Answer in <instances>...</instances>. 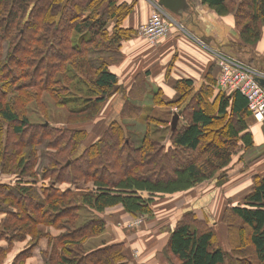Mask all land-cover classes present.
<instances>
[{"label":"trees","instance_id":"trees-1","mask_svg":"<svg viewBox=\"0 0 264 264\" xmlns=\"http://www.w3.org/2000/svg\"><path fill=\"white\" fill-rule=\"evenodd\" d=\"M201 2L221 18H234L245 47L256 46L264 36V0ZM136 4L137 0H0V174L34 178L14 187L0 184V240L8 243L6 249L0 247V262L14 243L27 241L28 248L16 258L24 264L47 238L45 264H131L123 242L86 250L87 241L105 233L112 218L105 215L108 209L119 206L132 218L148 217L157 196L185 193L213 180L231 164L236 148L254 146L247 98L239 91L220 92L212 105L213 89L205 87L192 96L190 80L177 83L175 99L167 100L161 93L153 96L156 105L179 107L188 120L184 128L171 131L169 148L149 129L140 146L132 145L122 123L113 121L106 136L69 164L67 159L85 144L88 132L30 123L29 104H36L46 117L43 95L65 107L76 84L83 91L77 92L80 108L71 111L69 124L92 122L108 101L122 93L124 119L140 116L141 108L132 101H142L143 96L120 93L123 85L117 72L124 44L136 39L135 28L124 27ZM172 16L180 23L178 16ZM75 32L86 33L89 39L74 46ZM218 127L220 137L203 147L207 133ZM38 175L52 180V185L36 189ZM79 182L85 185L75 186ZM253 182L244 205L230 210L237 219L236 225L228 223L231 256L217 244L213 229L198 231L184 220L168 230L170 238L162 252L166 261L264 264V175ZM82 207L97 217L78 226ZM235 254L241 257L237 261L232 258Z\"/></svg>","mask_w":264,"mask_h":264},{"label":"rangeland","instance_id":"rangeland-1","mask_svg":"<svg viewBox=\"0 0 264 264\" xmlns=\"http://www.w3.org/2000/svg\"><path fill=\"white\" fill-rule=\"evenodd\" d=\"M122 1L125 2V0ZM126 1L129 3L132 2V0ZM136 6L137 7L135 9V14L133 13L132 17H129L124 22V27L135 28L137 34L136 39L141 40V37L138 34L137 25L143 19V17L147 15L148 10L145 5L142 6L140 0H137ZM204 7V9L208 8L207 6ZM192 11L193 10L190 11V15L193 16L195 12ZM201 15H203V17L201 18H204V24L199 25L200 22H198L197 25L196 23L194 24L195 27H212L210 26V23L208 24L210 16L204 14L203 11H201ZM233 19V17L223 18V21L226 22L224 23L225 27H236ZM72 39L73 45L79 46L83 41H87L89 39V35L86 33L83 34L75 32ZM205 39L207 38H203L202 40L211 47L215 46L213 49L216 52L224 53V48L209 44ZM124 47L123 51H125ZM258 47L264 48V36L256 46L251 47L249 48V50L245 51V56L242 59L252 62V59L254 57V55L252 54L254 53L253 48ZM123 51L122 53L124 55ZM128 54L129 52L126 55L129 56ZM124 58L119 63L120 65H124ZM254 64L259 67L257 62H255ZM122 85L124 87L123 83ZM75 89H77V91ZM81 89L82 85L80 84H76L75 86L71 87V94L68 96L70 102L65 107H58L51 96H49L48 94H44L43 100L46 104V112L48 115L46 117L43 116V111L37 108L36 104L34 103L29 104L28 108L26 109L31 124H39L56 129L64 128L75 131L84 130L88 132L89 138L87 139L85 144L80 146L77 150V153H74L71 157H69V160L67 159L69 164L72 162V160L75 161L81 158L88 145L106 136L113 121H119L120 123H122L125 139L132 145L134 144L136 146H140L146 131H148L149 129L151 135L154 138L159 139L163 147L169 148L171 146L170 138L172 117L170 111H172V113L180 112L181 109L179 107L172 108L167 106H158L155 107L156 109H154L153 107L156 105L154 103V97H140L142 101H132L134 103L133 105H137L141 108L140 116L136 117L135 119L127 120L124 119L125 117H123V108L125 103V100L123 98H125V96H122V94H116L110 101H108L104 105L101 111V115L92 122L88 124H69L67 121H69L71 111L75 109L78 110V108H80V103H77L76 96L78 97L77 92L80 93V91H83ZM123 91H125L124 88L120 93H122ZM128 100L131 101V98ZM80 101L83 102V100ZM153 118L168 120L169 123L158 124L156 121L152 122ZM253 119H249V123L252 124ZM254 122H256L255 119ZM187 124V117L183 116L178 128H184ZM220 133L221 130L219 127L215 128V130L213 131H209L207 133L206 139L203 141V147H205L212 139H217L218 137H220ZM49 153L55 152L49 150ZM234 153L235 154L232 156V164L227 168L221 170L217 174V176L213 180H211V182H206L205 185H200L199 188H194L185 193H180L177 195L157 196L154 199V204L152 206L153 213L148 217L146 216V218L143 217L142 219H144V222L142 224L138 226L133 225V228H135L134 237L136 236L137 239H139V243L144 250L141 253L142 256L138 264H142L143 260L147 256V253H150L153 250V248L149 246V243H151V241H153L155 245L159 243L156 249L159 252V256L164 259L161 250L165 244L166 239L168 240V230H171V228H174L178 223L184 220L190 223L193 229H196L198 231L213 229L216 234L217 244L229 255L232 253L231 249L233 248V246L231 247V239L233 240V236L231 235L229 240L230 225L228 223L230 222L236 225L237 219L233 217L230 210L235 206L244 205L245 197L243 196L247 195V192H243L240 194L239 192H237L236 180L239 178V174L243 170L249 171L251 170V168H253L254 164H257L258 162L259 164L261 163L262 159H264V149L260 151H253V149H246L242 146H239L234 150ZM258 177L261 176H254L252 180ZM33 180L34 178L32 176L27 175L0 174V184H5L13 187L19 183L33 182ZM36 180L38 181L36 189H45L46 187L51 186L53 183V181L49 178L44 180L39 175L37 176ZM84 185L85 184L83 182H79L75 186L83 187ZM87 187H92V185L89 184L87 185ZM94 217H97V215L89 212L86 207H82L80 209V219L78 221V226H82L86 221ZM118 223H120L119 228L121 227V230H125L124 228H127L129 225L127 221L123 220V216L119 218ZM114 227V225L111 226V228ZM119 228H117L120 234H117V243H121V241L125 239ZM107 242H111V239H109L108 237V230L105 234L87 241L86 250L92 251L101 247ZM137 250L139 251V249ZM137 250L133 252V255L138 258L139 252ZM232 258H234V261H237L241 257L239 254H235ZM229 263L230 262H228V264Z\"/></svg>","mask_w":264,"mask_h":264},{"label":"crops","instance_id":"crops-1","mask_svg":"<svg viewBox=\"0 0 264 264\" xmlns=\"http://www.w3.org/2000/svg\"><path fill=\"white\" fill-rule=\"evenodd\" d=\"M140 1L142 6L145 5L147 10H149L147 15L141 20L145 22L152 11V3L150 0ZM191 6L193 10L192 12H195L193 16L190 15V12L187 13L184 18L178 16L180 24L181 20L184 21V24L182 23L181 25L184 27L185 31L177 29L169 36L161 39L155 46H152L143 39H133L125 43L124 50L127 51L126 53L123 51L125 56L124 65H119L117 72L119 74L120 82L124 84L123 88L126 90L125 92L127 94L137 95L138 97H153L155 94L161 93V95H164L167 100H172L179 95V91L176 89L177 83L184 80H190L193 82L192 96H196L205 87H211L213 89V96L209 99V102L214 105L215 100L220 95L219 89L214 86V83L218 79L220 69L215 59L214 53L216 51L213 49L215 46L211 47L202 40L203 38H207L205 40H207L209 44L224 48V54L236 58L251 68L264 73V48H253V63L242 59L245 56V51L249 50V48L240 43V34L236 27H225L224 23L226 22L223 21V18H220L209 8L204 9L205 7L201 0H193ZM201 11L207 16H210L208 24L210 23V26L212 27H195V23L196 25L198 22H200L199 25L204 24V18H201L203 17ZM128 52L129 56L126 55ZM255 62H257L259 67L254 64ZM158 106L159 105H155L153 108L156 109L155 107ZM170 112L173 119L174 113H172V111ZM182 118L183 116L181 115V119ZM249 131L252 133L254 141V146L250 149H253V151L263 150L264 122H254L253 119L252 124L250 123ZM257 175H264V159H262L260 164L259 162L254 164L251 170H243L239 174V178L236 180L237 192H239V194L243 192L249 194L254 186L252 178ZM205 184L206 183H203L201 186ZM199 187L200 185L195 188ZM105 215H111L112 217L108 221L105 231L106 233L108 230V237L111 239V242L107 243H117V234H119L117 228H119L120 224L118 223V220L121 216H123L124 221L129 223L128 227L124 228L125 230H121V227L119 228L125 237L121 242L125 243L127 250L131 253V264H138L142 256L141 253L144 250L139 243V239H137L136 236L134 237L135 228L130 226V224L137 218H132L125 214L119 206L108 209ZM112 225L115 227L111 228ZM45 230L50 231L53 236L59 234V231L54 229ZM169 238L170 235H168V240L166 239L161 252H163L167 246ZM149 244L153 250L150 253H147L142 264H169L165 258L162 259L159 256V252L156 249L159 243L155 245V243L151 241ZM7 245L8 243L5 240H0V247L2 249H6ZM27 248V241L14 243V246L9 252H7L6 257L0 262V264H21L16 258ZM49 248L48 239L43 238L38 246L33 249L32 254L23 261L24 264H45L46 256L44 254ZM136 248L139 249V251ZM136 250L139 252L138 258L133 255V252Z\"/></svg>","mask_w":264,"mask_h":264},{"label":"built area","instance_id":"built-area-1","mask_svg":"<svg viewBox=\"0 0 264 264\" xmlns=\"http://www.w3.org/2000/svg\"><path fill=\"white\" fill-rule=\"evenodd\" d=\"M150 2L152 3L150 16L137 29L141 39L155 46L175 30L185 31L168 11L158 5L157 0ZM214 54L220 69L216 80L219 91L228 95L235 91L242 93L248 100V108L254 119L259 123L264 122V87L259 82V79H264V73L224 53ZM142 218L135 219L130 226L142 224L144 222Z\"/></svg>","mask_w":264,"mask_h":264},{"label":"water","instance_id":"water-1","mask_svg":"<svg viewBox=\"0 0 264 264\" xmlns=\"http://www.w3.org/2000/svg\"><path fill=\"white\" fill-rule=\"evenodd\" d=\"M191 2L193 0H158V5L172 15L179 16L184 18L187 13H189L191 8ZM260 84L264 87V79H259ZM181 119V112H176L173 115L172 123H171V131L174 132L178 127V124Z\"/></svg>","mask_w":264,"mask_h":264}]
</instances>
